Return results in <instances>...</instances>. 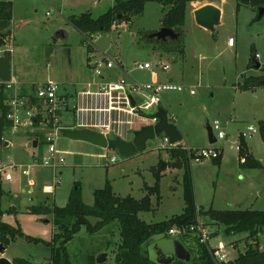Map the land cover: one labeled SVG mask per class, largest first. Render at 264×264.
I'll return each mask as SVG.
<instances>
[{"label": "rangeland", "instance_id": "obj_1", "mask_svg": "<svg viewBox=\"0 0 264 264\" xmlns=\"http://www.w3.org/2000/svg\"><path fill=\"white\" fill-rule=\"evenodd\" d=\"M11 2L14 7L12 36L7 39L8 45L0 51V55L5 49H13V74L21 88L29 91L32 87L28 88V85L39 86L52 79L61 84L64 92L75 94L80 91L90 80L91 73L87 66L84 36L69 24V18L84 13H91L97 18L106 13L113 2ZM222 8L221 23L213 32L203 30L195 23H186L183 28V56L166 50L163 42L148 39V35L159 29L162 20V6L155 0H148L144 14L134 18L131 24L115 25L111 32L94 36L93 44L97 58L107 54L109 58L122 63L131 78L140 83H151L152 74L151 71L136 69L134 65L137 62L151 64L161 77L160 82L168 81L183 87L181 93H163L162 99L184 137L181 145L191 149L222 150L219 164L212 161L191 164V175L196 205L202 212L201 221L210 233V249L215 252L219 243H223L228 262L232 260L231 256L237 258L245 252L246 235L225 236L224 226H218L205 216V212L210 209L264 211V170L241 168L235 147L240 134L245 133L251 125L258 129L259 122L264 121V87L240 90L246 79L263 75L264 17L258 19V11L251 7L238 11L236 0H224ZM60 30L68 33L67 45L62 40H53ZM229 39H233V47L229 46ZM169 45L168 49H176L177 45L172 41ZM66 48L70 50V61L64 54ZM47 49H52L49 57L46 56ZM256 56L259 57L260 70L252 65V58ZM161 64L169 66V71H161ZM215 121L221 124L227 137L210 145L207 127ZM74 122L72 114L62 113L59 125L66 127ZM146 125L147 121L136 126L142 128ZM31 135L40 138L37 148H28L29 143L37 140ZM44 135L45 132L40 129L15 133L7 130L0 141V165L15 166L0 173V224L20 227L26 237L45 242L52 240L57 229L51 216L32 214L29 212L31 207L66 206L76 184L81 187L84 203L92 205L94 190L103 188L106 180L114 182L117 193L141 199L146 195L143 189L145 184L155 185L152 168L161 161H171L167 149L162 146L164 136L149 141L144 152L124 158L117 150L103 149L60 135L55 146L63 155L57 156V167L44 166L42 160L50 156L49 145L43 142ZM245 138L250 149L252 146L255 157L264 166V143L259 133ZM60 157L64 158L63 164L59 163ZM113 157L118 160L115 165L110 164ZM4 172L10 173L12 180H6ZM162 174L161 197L152 196L151 212L139 213V218L149 224L168 220L185 210L184 171L168 168ZM96 223L97 220L91 219L92 225ZM258 239L264 247V234H260ZM120 242L117 223L97 234H89L83 228L67 245L69 260L72 264H91L92 259L96 263L99 255L107 253L105 264H116L115 253ZM233 243L237 244V249ZM51 255V249L43 242L35 244L26 238L12 241L2 254L10 261L23 258L31 260L33 264H49ZM184 258L185 254L181 253L176 260L184 261ZM161 259L172 261L166 257H153L155 261Z\"/></svg>", "mask_w": 264, "mask_h": 264}, {"label": "trees", "instance_id": "obj_2", "mask_svg": "<svg viewBox=\"0 0 264 264\" xmlns=\"http://www.w3.org/2000/svg\"><path fill=\"white\" fill-rule=\"evenodd\" d=\"M214 0H155L158 4L167 8L161 20L162 28L174 29L180 35L176 44V49H168L170 41L164 43L166 50L177 55L185 54L183 28L186 20V10L189 3ZM237 10L243 7H251L255 11L264 9V0H236ZM148 0H114V5L99 17H94L91 13H84L79 16L69 18V24L77 29L84 36V43L87 53H94L95 47L93 37L98 34L109 33L115 25L122 23L131 24L134 18L144 14ZM13 3L0 0V36L9 39L12 36L11 25L13 21ZM258 18V15H257ZM259 19V18H258ZM8 43V42H7ZM8 45V44H7ZM12 51L5 49L0 55V80H9L12 76ZM252 58V65L253 59ZM264 68V67H263ZM263 75L258 78H249L240 86V90L249 91L257 87H264ZM27 94V93H26ZM8 96L0 94V141L7 130H11L12 123L7 119L9 108L6 105ZM35 103V98L32 97ZM259 135L264 143V121L258 124ZM32 138L40 141L39 136ZM240 167L243 169L264 170L262 163L257 160L249 149L246 138L239 135ZM167 153L171 158L170 163L160 162L152 168L156 179L154 186L145 184L146 195L141 199L134 197L117 195L109 181L106 185L93 192V204L84 203L81 187L76 184L70 193L67 205L59 207H31L29 212L37 215L51 216L57 232L50 242L40 239L26 237L20 227L9 224H0V245L6 247L17 238H26L29 242L39 244L44 243L51 249L49 264H72L69 260L67 245L74 240L83 228L89 234H97L108 226L117 223L120 227V239L115 253L116 264H217L214 261L210 248L199 242V239L189 232L190 227L196 224L198 210L195 201L193 179L191 175V162L187 150L183 145L168 148ZM222 156L212 162L219 164ZM168 168L184 171L183 177V200L185 210L181 215H175L168 220L158 223H146L139 218L141 212H151L152 196L160 198L161 179ZM0 193L2 189L0 186ZM218 226H224V234L227 237L246 235V249L237 258L221 264H264V247L260 245L258 239L260 234H264V211L257 210H225L218 211L210 209L205 212ZM91 219L97 220L95 225L91 224ZM183 230L185 233L178 237L190 250L193 259L191 262L174 259L170 263L155 261L150 255V249L157 240L168 239L169 231L172 229ZM162 238V239H161ZM237 249V244L233 243ZM152 259V260H151ZM13 264H33L29 259L16 258ZM91 264H96L92 259Z\"/></svg>", "mask_w": 264, "mask_h": 264}, {"label": "built area", "instance_id": "obj_3", "mask_svg": "<svg viewBox=\"0 0 264 264\" xmlns=\"http://www.w3.org/2000/svg\"><path fill=\"white\" fill-rule=\"evenodd\" d=\"M5 1L11 2V0ZM229 45L234 46L233 39H229ZM89 56L90 80L86 85L84 84L80 91H76L73 97H69L62 89L61 84L52 79L39 86L34 85L25 95L22 94L23 88L16 76H11L6 81L0 80V94L5 93L8 96L5 103L9 108L7 119L12 123L11 131L14 133L19 131L34 132L40 129L45 132L43 142L49 145L50 156L42 160L44 166L57 167L58 159L56 158L63 155L56 150L55 146L62 129H87L102 134L108 141L115 138L130 141L134 132L140 129V126L136 128V125L142 122L146 124V121L148 125L156 123L151 119V116L160 107L165 108L162 99L163 93L184 91L182 86L168 81L160 82L156 79L151 83H140L128 75L122 63L109 58L107 54H102L98 58L93 53ZM257 58L259 57L256 56ZM134 66L139 71H151L152 76L158 75L149 63L137 62ZM159 69L168 72L169 66L161 64ZM32 97L35 98V103L32 102ZM62 113L72 114L75 122L70 126L61 127L59 123ZM147 113L151 115H146ZM169 118L175 124V117L169 114ZM211 127L217 141L227 137L218 121H215ZM258 133L259 129L251 125L242 135L250 138ZM162 146L163 149H168L178 145H171L169 139L164 136ZM235 147L239 152V141H236ZM184 148L188 152L191 164L213 161L222 156V150L217 148ZM59 163H64L63 157H60ZM117 163L118 160L115 157L110 159V164ZM14 168L15 166L11 164L0 165V173ZM5 177L6 180H12L10 173H5ZM189 232L196 236L200 243L210 248L208 243L210 233L205 229L199 214L196 224L190 227ZM184 233L185 231L174 228L169 231L168 235L178 238ZM217 249L215 252L211 251L214 261L217 264L226 263L223 243H219Z\"/></svg>", "mask_w": 264, "mask_h": 264}, {"label": "water", "instance_id": "obj_4", "mask_svg": "<svg viewBox=\"0 0 264 264\" xmlns=\"http://www.w3.org/2000/svg\"><path fill=\"white\" fill-rule=\"evenodd\" d=\"M195 21L201 28L213 32L216 27L221 23L222 12L219 8L213 5H206L196 10L194 13ZM264 17V9L261 8L258 11V18ZM180 35L176 33L174 29L161 28L159 31L148 35V39H156L159 42L166 43L168 41H177ZM53 40L56 42L62 40L64 45L68 44V33L64 30L58 31ZM7 46V40L0 36V51ZM52 49L46 50V56L49 57ZM65 57L70 61V50L65 49ZM162 57V56H161ZM253 67L256 70L261 69V64L258 62L256 57L253 59ZM151 119L155 120V124L146 125L134 132L133 138L130 141H126L121 138H115L108 141L102 134L92 131V130H72V129H62L61 135L77 141L89 142L95 146L101 147L103 149H114L124 158L133 157L139 153L146 150L147 143L154 140L157 137L166 136L171 145H180L183 142V135L179 129L170 121L169 112L164 107H160L156 113L151 116ZM209 143L210 145L216 144L218 141L213 133L212 127H207ZM39 141H33L28 144V148H37ZM48 222V221H46ZM180 243V240H177ZM170 249L169 243L159 247L161 252H167ZM6 251V246L0 245V264H13L8 258L3 257L2 254ZM183 247L181 253L185 254L184 261L191 262L193 257L190 253ZM180 253V254H181ZM178 254V255H180ZM108 260V254L103 253L99 255L96 260L97 264H105ZM161 262L170 263L168 259H161Z\"/></svg>", "mask_w": 264, "mask_h": 264}, {"label": "crops", "instance_id": "obj_5", "mask_svg": "<svg viewBox=\"0 0 264 264\" xmlns=\"http://www.w3.org/2000/svg\"><path fill=\"white\" fill-rule=\"evenodd\" d=\"M112 2H113V5H114V0H111ZM224 3V0H214V1H212V2H209V1H203V2H192V3H189L188 4V6H187V10H186V20H185V25H186V23L189 21L191 24H196V21H195V17H194V13H195V11L196 10H198V9H200L201 7H204V6H206V5H213V6H215V7H217V8H219L220 10H221V12L223 13V8H222V4ZM165 11H167V8H164L163 6H162V9L160 10V13H161V17L163 18V15H164V13H165ZM161 18V19H162ZM222 19V18H221ZM160 23H161V20H160ZM200 27V26H199ZM162 28V25L160 24V27H159V29H157V30H154V32H157V31H159L160 29ZM201 28V27H200ZM201 29H203V28H201ZM203 30H205V29H203ZM207 31V30H206ZM12 32V31H11ZM230 46V45H229ZM230 47H233V46H230ZM11 51H12V53H13V49H11ZM94 53H96V52H94ZM93 53V54H94ZM88 54V53H87ZM90 54H92V53H89L88 54V58H87V66H88V63H89V58H90ZM163 57V56H162ZM126 68V67H125ZM126 71H127V73H128V75H129V71L126 69ZM12 76H15L14 74H13V68H12ZM130 76V75H129ZM131 77V76H130ZM87 79H89V76H87ZM159 80V81H162V80H160L161 79V77L159 76V75H157V76H151V81H154V80ZM49 80V79H48ZM167 82V81H166ZM33 87L34 86V84H30V85H28V88L29 87ZM30 89V88H29ZM22 94L23 95H25L26 93L28 94V91H25V90H22ZM66 93L69 95V97H73L74 96V93H72L71 91H66ZM165 105V107H166V104H164ZM136 128H137V126H135ZM138 128H139V126H138ZM249 149H250V147H249ZM250 151L252 152V154L254 155V151H253V148H252V146H251V149H250ZM256 155H254V157H255ZM256 158V157H255ZM257 159V158H256ZM257 160H260V159H257ZM240 162V161H239ZM107 181H109V180H106V182ZM110 182V181H109ZM111 183V185H112V188H113V190H114V192L117 194V195H119V196H123V195H121V194H119V193H117L116 191H115V186H114V182H110ZM105 185H106V183H105ZM101 189V188H100ZM97 190V189H96ZM31 192L33 191L32 189L30 190ZM29 191V192H30ZM95 191V190H94ZM126 196H128V195H126ZM131 196V195H130ZM123 197H125V196H123ZM143 198V197H142ZM94 200V199H93ZM184 201V200H183ZM185 204V203H184ZM185 209V208H184ZM184 212V211H183ZM181 215V214H180ZM170 239H172L171 237H170ZM174 239V240H173ZM172 240H167V241H163V240H157L155 243H154V245L151 247V249H150V255H151V257L153 258V257H166V258H169V259H171L172 261L174 260V259H176L177 258V256H178V254H180L182 251H183V247L187 250L186 252L188 253H190V255L192 256V254H191V252H190V250L188 249V247L180 240V243L177 241V240H179L178 238H173ZM165 243H169V246H170V249H168V251L167 252H161L160 250H159V247L160 246H162V245H164ZM234 248H236V247H234ZM230 259H234V257L233 256H231L230 257ZM229 259V260H230Z\"/></svg>", "mask_w": 264, "mask_h": 264}]
</instances>
